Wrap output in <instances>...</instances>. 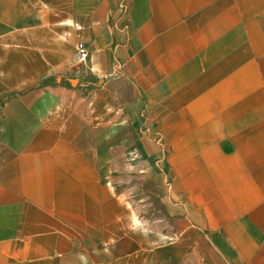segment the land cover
<instances>
[{"label":"crops","instance_id":"obj_1","mask_svg":"<svg viewBox=\"0 0 264 264\" xmlns=\"http://www.w3.org/2000/svg\"><path fill=\"white\" fill-rule=\"evenodd\" d=\"M218 2L0 0V264H264V58Z\"/></svg>","mask_w":264,"mask_h":264},{"label":"rangeland","instance_id":"obj_2","mask_svg":"<svg viewBox=\"0 0 264 264\" xmlns=\"http://www.w3.org/2000/svg\"><path fill=\"white\" fill-rule=\"evenodd\" d=\"M219 13V42L221 44L222 57L231 56L237 59L238 70L241 61L264 58V0H219L215 6V12ZM207 30V29H206ZM205 40L208 34H204ZM217 35L215 33V41ZM240 78H238V81ZM255 83L254 79L253 82ZM259 85V79H256ZM7 97L0 98V106ZM126 177L124 188H132L139 185L132 197L142 205V216L151 221L153 230L163 232L165 219L160 196H155L156 184L152 181ZM187 264H206L198 257H193Z\"/></svg>","mask_w":264,"mask_h":264},{"label":"built area","instance_id":"obj_3","mask_svg":"<svg viewBox=\"0 0 264 264\" xmlns=\"http://www.w3.org/2000/svg\"><path fill=\"white\" fill-rule=\"evenodd\" d=\"M90 59V52L84 43H79L77 47V60L80 64H85Z\"/></svg>","mask_w":264,"mask_h":264}]
</instances>
